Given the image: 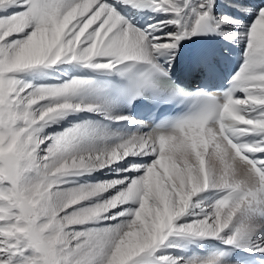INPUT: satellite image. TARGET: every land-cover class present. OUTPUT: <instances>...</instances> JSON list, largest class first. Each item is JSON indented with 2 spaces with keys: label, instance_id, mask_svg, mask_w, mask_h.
Instances as JSON below:
<instances>
[{
  "label": "snow or ice",
  "instance_id": "obj_1",
  "mask_svg": "<svg viewBox=\"0 0 264 264\" xmlns=\"http://www.w3.org/2000/svg\"><path fill=\"white\" fill-rule=\"evenodd\" d=\"M0 264H264V0H0Z\"/></svg>",
  "mask_w": 264,
  "mask_h": 264
}]
</instances>
